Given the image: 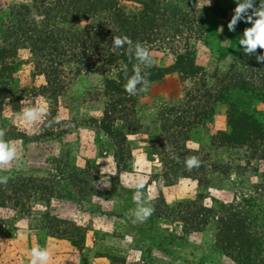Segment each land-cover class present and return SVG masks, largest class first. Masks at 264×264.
<instances>
[{
  "label": "rangeland",
  "instance_id": "374dc122",
  "mask_svg": "<svg viewBox=\"0 0 264 264\" xmlns=\"http://www.w3.org/2000/svg\"><path fill=\"white\" fill-rule=\"evenodd\" d=\"M154 1L148 10L138 0H121L119 5L134 15L145 10L146 27L153 26L144 41L155 63L148 68L140 65L141 69L164 67L168 73L151 82L147 92L118 102L125 95H113L105 82L118 77L123 59L103 63L102 56L89 51L91 58L99 59L98 67L90 68L80 63L84 55L80 48L68 50L61 43L53 51L61 55L57 67L64 85L57 91L54 78L42 73L50 57L33 55L26 42L10 38L4 43L1 38L2 24L12 20L11 9L24 4L36 14L37 0H0V129L3 139L19 152L17 161L0 170V175L10 177L0 185V264H27L34 246L48 247L49 264H67L71 260L67 249L73 245L87 248L82 252L86 264H94L107 249L118 251L114 247L120 240L112 237L103 221L115 213L123 217L113 221L123 222L125 213L136 209L132 195L138 177L147 180L142 191L148 186L153 190L154 211L142 222L143 234L157 233L158 238L153 248L138 245L143 260L131 258V264H264V145L212 142L215 135L232 131L229 113H246L264 130V93L231 89L214 104L211 117L187 131L186 145L199 151L209 169L211 181L206 187L193 177H175L172 170L180 162L173 149H161L157 136L158 113L164 105L192 108L206 98L200 93L224 85L225 74L234 65L252 74L257 61L245 66L248 61L244 64L246 55L238 45L251 23L241 21L235 31L228 30L236 0ZM88 21L61 25L78 30ZM143 35L139 36L145 39ZM120 53L110 48L107 56ZM180 54H189L203 70L196 75L171 71ZM38 101L46 104L48 113L29 126L19 114ZM110 102L116 108L107 114ZM133 130L137 133H128ZM136 159L143 160V169L133 167ZM214 162L220 168L213 172ZM170 179L175 183L169 184ZM105 238L114 244L101 245ZM118 247L122 253L118 251L114 260L120 264L125 262L123 251L133 250L129 245ZM100 261L109 263L105 258Z\"/></svg>",
  "mask_w": 264,
  "mask_h": 264
},
{
  "label": "trees",
  "instance_id": "16d2710c",
  "mask_svg": "<svg viewBox=\"0 0 264 264\" xmlns=\"http://www.w3.org/2000/svg\"><path fill=\"white\" fill-rule=\"evenodd\" d=\"M121 0H37L35 9L38 13L33 14L32 10L27 5H20L18 8H12L11 17L8 23H3L4 30L2 31V41L7 43L10 38H13L14 42H26L30 44L33 55L38 52L39 55H45L50 57L47 59L49 63L44 65L42 73L51 79L53 77V85L57 91L63 90V79H61L60 70L58 65L61 59V55H55V50L62 45L68 47V50H75L80 48L82 55L80 59L81 64H87L88 67H98L99 59L91 58L90 52H96L99 56H102L103 63L106 61H113L115 58L123 59L124 67L118 72L117 78H107L105 86L108 90L113 92V95L123 94L125 97H121L118 102L125 100H132L137 95H129L124 85L127 82L128 76L132 74L133 65L137 63L134 58L131 57V51L127 45L123 48H119L121 53L119 56L115 54L112 57L107 56L112 44L113 36H128L133 41L134 45L139 42L145 46L150 32L153 31V26H147L145 19V10L141 15H134L132 11H123L119 2ZM149 9L156 3L154 0H138ZM150 11V10H149ZM142 13V12H141ZM107 19L104 20L105 16ZM89 20L86 25H83L81 29L74 30L73 27L63 28L61 25L67 22V25L78 22L81 19ZM103 20V21H102ZM130 32L129 35H127ZM145 36V39L140 38L139 35ZM11 45V43H8ZM1 47V44H0ZM259 52L264 50L257 49ZM48 52V53H46ZM66 52V51H65ZM242 55H245L242 53ZM87 60V61H86ZM244 64L249 62H256L255 55H246L243 57ZM176 65H173L171 71H177L184 75H196L201 72L202 67L195 65L193 58L189 54H180L177 58ZM41 65V64H40ZM252 68V74H249L247 70L233 66L229 73L225 74V83L222 87H215L214 90H206L203 94H199L203 100H198L192 108L183 109L180 104H172L170 106L164 105L161 111L158 113L160 118V131L157 136H160L158 140L161 149L168 152L171 148L172 152L175 151V158L180 165L174 166L172 172L175 173V177H193L198 181L200 187H206L210 183V177L205 165L204 158L200 157V153L197 149H190L186 145V141L189 139V132L195 125L203 122V119L209 118L214 114V104L217 101L225 99V95L229 93L231 89H242L244 91H250L256 93L261 91L264 93V69L260 71V68L264 67V63L257 62ZM247 68V67H246ZM255 69H257L255 71ZM142 74L147 75V79L151 82L156 81L164 77L167 72L164 67H153L147 70H142ZM51 76V77H50ZM126 95H129L128 99ZM204 99L206 101H204ZM204 101V102H203ZM207 103H210L211 108L207 110ZM120 104V103H118ZM111 110L107 114H112L115 111L116 104L114 102L109 103ZM229 123L232 126L230 133L221 132L215 135L212 139L214 145H234L242 146L247 143L251 144V147H257L264 145V130L260 127V123L252 116L246 113H240L234 115L229 113ZM108 133L113 132V129L105 128ZM128 133H137V131H129ZM195 156L199 161V166H194L188 169L185 165L186 156ZM213 172L217 171V163H211ZM166 175V174H165ZM167 177V176H166ZM169 184L175 182H170ZM116 259V258H114ZM113 259V260H114ZM112 260V264L117 262Z\"/></svg>",
  "mask_w": 264,
  "mask_h": 264
},
{
  "label": "clouds",
  "instance_id": "9594fccd",
  "mask_svg": "<svg viewBox=\"0 0 264 264\" xmlns=\"http://www.w3.org/2000/svg\"><path fill=\"white\" fill-rule=\"evenodd\" d=\"M209 3L210 0H207V4ZM241 21L251 23V27L245 28L240 36L238 42L240 49L245 55H255L257 62L264 63V52L258 53L256 51L258 48L264 49V0H259V6L256 5V0H236L234 14L227 24L228 30L235 31L238 23ZM125 45L132 50L131 57L137 63L133 65L132 74L128 76L124 89L129 95L147 92L151 86V81L147 79L146 73L142 74L140 65L148 68L153 66L155 61L149 49L141 43L137 42L133 49V41L128 36H113L111 46L113 49L123 48ZM47 113L48 108L46 104L38 101L33 106L22 108L19 118L31 126L41 122ZM54 119L55 123H59L61 118L57 116ZM51 123L50 121L49 124ZM4 135V130L0 129V170L6 169L12 162L19 159L16 145L11 141L3 139ZM133 155L135 156V153ZM185 165L188 169H191L194 166L198 167L199 161L195 156H191L186 158ZM133 167L143 169V160H134ZM9 178L8 175H0V185L6 184ZM121 178L123 180V176ZM146 183L145 177H138V182L135 184L136 190L133 192L132 199L137 207L133 212L135 217L133 223L136 221L143 222L154 211V208L150 204V201L153 199L152 187L148 186L146 191H142L145 190ZM51 259L52 257L47 246H34L30 249V259H28L27 264H49Z\"/></svg>",
  "mask_w": 264,
  "mask_h": 264
},
{
  "label": "crops",
  "instance_id": "0c3cea01",
  "mask_svg": "<svg viewBox=\"0 0 264 264\" xmlns=\"http://www.w3.org/2000/svg\"><path fill=\"white\" fill-rule=\"evenodd\" d=\"M134 210H135V208H134ZM134 210L133 211L128 210L127 213H125V218L122 219L123 222L113 221V219L117 220V217H123V215H117L115 213L110 215L113 219H110L109 221H106V220L103 221V225H105L106 230H108L109 233L112 234V237L115 238V240H117V241L120 240L119 243L116 244L114 249L118 248V251H120L122 253L121 247H118V246L129 245L132 247V250H133L131 252H135V254H137V257H135V255H133L130 252V250H127V252L123 251V254L126 253V254H124L125 262L124 263L120 262V264H131V262H130L131 258H135V260H137L135 262L143 260V255H142L143 252H140L141 250H140V247L138 245L146 244V245L151 246V248H153L154 245H157V244H155L156 238H158L157 233H155L156 234L155 236L154 235L152 236L149 234H146V236H145L143 234L145 231H143V229H142V227H144L145 225L140 221H136L135 223H133V220L135 219V217L133 215ZM114 212H116V211H114ZM124 212H125V210H124ZM174 226L176 227L177 225H174ZM114 228L116 229L115 231H114ZM117 230L119 231V233L116 234ZM157 230H158V228H157ZM177 230L175 232L178 233L179 231H177ZM106 235H109V234H106ZM106 238H109V236H106ZM106 238L100 242L101 245H108V244L113 245L114 244L112 241H107ZM141 242H143V243H141ZM157 243H159V239H157ZM74 247H75V250H74ZM86 249H84V248L81 249V248L74 246V245H73V247L67 249V259H69L71 257V260L67 261V264H86L84 257H83V253H82L83 250H86ZM118 251L114 250V252H111V251H108V249H107V253L102 252V256L95 257L94 258L95 260L93 262H94V264H102L100 260L105 258V259H108V261H109V263H107V264H112V260L114 258H117V256H119V255H117ZM109 256H112L110 258H113V259L109 260ZM135 262H133L132 264H137Z\"/></svg>",
  "mask_w": 264,
  "mask_h": 264
}]
</instances>
